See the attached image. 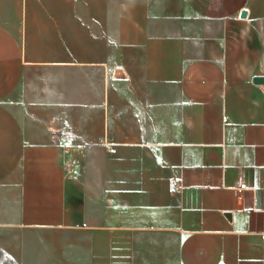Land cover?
<instances>
[{
    "label": "crops",
    "instance_id": "obj_1",
    "mask_svg": "<svg viewBox=\"0 0 264 264\" xmlns=\"http://www.w3.org/2000/svg\"><path fill=\"white\" fill-rule=\"evenodd\" d=\"M263 244L264 0H0V264Z\"/></svg>",
    "mask_w": 264,
    "mask_h": 264
},
{
    "label": "rangeland",
    "instance_id": "obj_2",
    "mask_svg": "<svg viewBox=\"0 0 264 264\" xmlns=\"http://www.w3.org/2000/svg\"><path fill=\"white\" fill-rule=\"evenodd\" d=\"M94 71H92L91 69L90 70H87V69H84V70H81L80 69V84H84V86H87V85H92V84H95L94 82L96 81V78L94 79V76H93V73ZM100 146L102 147H106V143H104V139L102 138L101 139V142H100ZM108 149H111L109 147H106Z\"/></svg>",
    "mask_w": 264,
    "mask_h": 264
},
{
    "label": "built area",
    "instance_id": "obj_3",
    "mask_svg": "<svg viewBox=\"0 0 264 264\" xmlns=\"http://www.w3.org/2000/svg\"><path fill=\"white\" fill-rule=\"evenodd\" d=\"M111 151H114V149L113 148H111L110 149ZM236 184L239 186L240 184H241V177L239 176V177H237V179H236ZM263 249H264V244H263Z\"/></svg>",
    "mask_w": 264,
    "mask_h": 264
},
{
    "label": "water",
    "instance_id": "obj_4",
    "mask_svg": "<svg viewBox=\"0 0 264 264\" xmlns=\"http://www.w3.org/2000/svg\"><path fill=\"white\" fill-rule=\"evenodd\" d=\"M246 13V10H242L241 17H244ZM255 81L260 80L259 78L254 79Z\"/></svg>",
    "mask_w": 264,
    "mask_h": 264
}]
</instances>
